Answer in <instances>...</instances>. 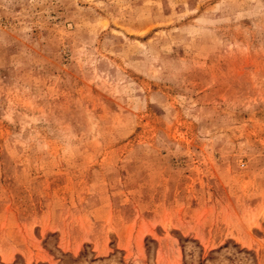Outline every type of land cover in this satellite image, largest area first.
<instances>
[{"label":"rangeland","instance_id":"obj_1","mask_svg":"<svg viewBox=\"0 0 264 264\" xmlns=\"http://www.w3.org/2000/svg\"><path fill=\"white\" fill-rule=\"evenodd\" d=\"M0 264H264V0H0Z\"/></svg>","mask_w":264,"mask_h":264}]
</instances>
